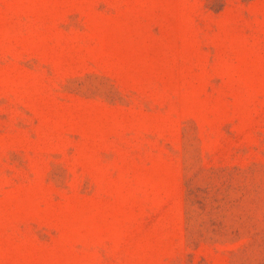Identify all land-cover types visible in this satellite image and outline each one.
Listing matches in <instances>:
<instances>
[{
    "label": "rangeland",
    "instance_id": "obj_1",
    "mask_svg": "<svg viewBox=\"0 0 264 264\" xmlns=\"http://www.w3.org/2000/svg\"><path fill=\"white\" fill-rule=\"evenodd\" d=\"M0 264H264V0H0Z\"/></svg>",
    "mask_w": 264,
    "mask_h": 264
}]
</instances>
